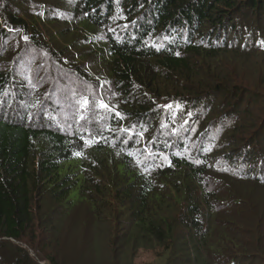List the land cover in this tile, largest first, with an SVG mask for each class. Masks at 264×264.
<instances>
[{
	"label": "trees",
	"instance_id": "trees-1",
	"mask_svg": "<svg viewBox=\"0 0 264 264\" xmlns=\"http://www.w3.org/2000/svg\"><path fill=\"white\" fill-rule=\"evenodd\" d=\"M3 12L0 37L17 31L15 38L28 49L47 51L68 73L66 82L95 81L92 72L56 55L72 54L70 43L76 39L74 48L85 52L72 62L91 52L107 80L89 81V93L72 97L76 88L65 98L54 90L31 108L22 99L34 88L24 81L35 58L0 69L4 264H72L54 246L74 229L88 247L86 264H133L139 250L166 260L159 264H219L221 257L207 249L221 250L231 235L222 234L214 243L211 238V219L221 220L220 207L212 205L222 201L217 189L229 177L264 180V173H252V167L264 171L262 153L236 163L240 157L223 141L237 128L235 118L243 124L247 114L240 107L245 90L232 81L241 78L225 76L224 69L242 61L244 66L249 55L264 53L255 44L264 39V0H80L73 12L77 25L63 18L68 27L59 31L61 46L53 47L35 40L41 37L36 22L45 23L44 13L39 19L33 14L36 21L27 19L28 26L26 12ZM69 106L70 130L51 124L60 123L56 111ZM82 110L94 119L83 121ZM44 112L51 115L49 124L43 123ZM225 117L231 119L226 128L215 125ZM75 124L85 129L91 124L98 132L78 131ZM240 140L234 147L241 148ZM38 234L51 247L29 249ZM232 243L259 261L248 243L233 238Z\"/></svg>",
	"mask_w": 264,
	"mask_h": 264
},
{
	"label": "rangeland",
	"instance_id": "rangeland-1",
	"mask_svg": "<svg viewBox=\"0 0 264 264\" xmlns=\"http://www.w3.org/2000/svg\"><path fill=\"white\" fill-rule=\"evenodd\" d=\"M79 2L80 0H0V4L3 7V10L0 12V20H4L3 17H5V12L3 11H11V13L19 15V13L16 12L17 9L21 13L26 12L28 18L25 15L24 19L29 26L30 22L27 19L36 21L35 18H33V14L36 15L37 12V18L39 19L40 14L44 13L46 17L45 23H42V21L36 22L37 25L40 24L39 34H41V37L35 38V40L42 46H59L61 44L59 31L68 27L63 24L64 21H61L63 18L68 17V21H71V25L74 27L77 25V20L73 17V12L74 9H77ZM55 19L59 22L58 24L48 23V20ZM2 28L3 26L0 27V33ZM7 35L8 37H0V69L3 71L8 69V65L10 63H16V61H19L21 58V60L25 59L27 62H29L32 57L35 58V60L32 61L30 72H28L31 76L25 78L24 81L25 85H28L30 88L34 87L35 89L33 88L32 92L25 95L22 99V102H28L31 108L39 103L46 102L49 95L54 90L57 95L65 98V96H68L70 91V93H72V88L76 89H74L73 94H70V97L81 91L89 93L92 88L89 81L107 83L105 78L106 74L102 70L104 67L97 63V60L92 57L91 52L84 57V59H80V61L75 63L72 62V58H76L77 56H80L82 52H85V50L74 48L78 43L75 42L77 39L75 41L71 40L70 49L72 54L65 55V52L60 54L57 52L56 55H59L65 63L78 66L79 68L82 66V69L86 73L92 72L95 81L90 77L91 80L87 78L88 81L86 79H81L80 81L74 79L71 80V82H66L65 79H68V73L66 71L64 72V69H61L60 65L54 62V59L50 54H45L47 51L45 52L44 50L38 48L39 50L45 52L43 55L36 52L37 50H35L33 46L28 49L29 46H25L26 42L23 39L18 38L19 34L17 31ZM16 35L18 37L15 38ZM72 38L75 39L77 37L74 35ZM78 41L80 42L81 39ZM255 44L260 45L259 51L264 49V39L262 43H259V40H257ZM16 46L18 47L16 48ZM25 49H27V53L25 52L21 54V52ZM258 55V57L249 55L247 58L249 62L244 66H242V63L244 62L242 61V63H234L224 69L226 71V73H224L225 76L231 75L233 78L240 77L241 80L236 79L232 81H234L235 86H238L241 90H245L240 100L241 111L245 110L244 113L247 112L244 116L245 120L243 124H238V126L235 118V126H237V128H234L232 132L227 133L223 140L224 143H229L230 146L234 148L236 155L240 157L236 163L243 161L244 158H250V156L256 157L260 153L264 155V53L261 51ZM24 56L27 57L24 58ZM27 79L29 80L27 81ZM14 87L16 88V86ZM15 88L13 89L14 91H16ZM50 101H52L51 98ZM77 107V104H74V109H77ZM81 113L84 115L83 121L85 122L90 119H94V116L91 113H87L85 110H82ZM55 114H57L54 116L55 120L57 118L60 123L56 124L51 121V124L62 127L64 130H70L69 128L72 124L67 117V115L70 114V106L66 108V112L56 111ZM76 114L77 113L74 110L73 114L69 117H74ZM50 116L51 115L46 112L42 113L41 118L44 120V124H49L47 117ZM225 120H227V122ZM230 122L231 119L229 117H225L223 120L216 122L215 125L220 126V128L223 126V128H226L227 124ZM74 129L78 131L85 130L90 133L94 132L95 134L98 132L91 127V124L86 129L84 127H80L78 124H75ZM222 131L224 132V130ZM257 137H259V139ZM239 139L242 140H240V144L241 148H245L244 150L239 147H234V142H239ZM230 146L226 144L225 151H228ZM252 168H255L252 170V173L255 176H259L264 173L261 167ZM258 180L259 179L250 178V180H246L245 182H239L229 177V180L224 179L223 186L217 189V193H219L218 197L221 198L222 201H220V203L213 202L212 205L220 207L218 215L221 220L214 221L211 219L212 224L215 223L212 229L211 238L214 243L217 238L222 237V234H225L226 236L231 235V240L226 241V243L224 242L221 246V250L218 249L217 251L216 248L207 249L208 254L221 257L222 261H220L219 264H264V187H259V183L264 182V180ZM222 203L224 204L221 205ZM63 235L59 237L61 243L58 242L54 246V248H56V245L59 247L54 249L56 251L55 253L61 255L63 258H67V262L71 261L73 262L72 264H84L89 258L88 254L86 255V253H88V251H86L88 247L84 246L82 242V232L74 229L73 232L69 234V245L63 241ZM37 236L35 246L32 245V248L29 247V249L51 247L48 246V243H46L50 242L49 240L44 242V236L41 234H38ZM80 236L81 239L79 238ZM232 238L235 242H242V244L245 242L246 244H249V248L253 247L256 255L261 256L259 257V261L256 259L254 260L251 256L254 254L253 252L245 254L240 251L241 247L235 246V244L232 243ZM207 239L208 238H206V240ZM203 241L204 240H201L199 244H203ZM40 246H42V248ZM80 254H82L81 257ZM83 255H86V258ZM156 255L157 253H153L152 251L146 252L139 250L134 256L135 258L133 264L166 263V260L157 258ZM30 256L35 259L32 253ZM4 257L5 255L0 253L1 264H4ZM89 260L91 261V259ZM40 264L46 263L40 262ZM94 264H97L96 260Z\"/></svg>",
	"mask_w": 264,
	"mask_h": 264
},
{
	"label": "snow or ice",
	"instance_id": "snow-or-ice-1",
	"mask_svg": "<svg viewBox=\"0 0 264 264\" xmlns=\"http://www.w3.org/2000/svg\"><path fill=\"white\" fill-rule=\"evenodd\" d=\"M102 107H107L106 105H101ZM167 107H171L170 105L169 106H167Z\"/></svg>",
	"mask_w": 264,
	"mask_h": 264
}]
</instances>
